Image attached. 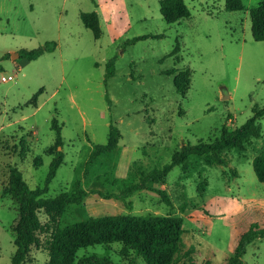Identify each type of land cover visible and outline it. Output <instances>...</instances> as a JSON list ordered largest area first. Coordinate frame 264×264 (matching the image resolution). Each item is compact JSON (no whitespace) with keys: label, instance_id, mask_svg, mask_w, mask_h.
I'll use <instances>...</instances> for the list:
<instances>
[{"label":"rangeland","instance_id":"obj_1","mask_svg":"<svg viewBox=\"0 0 264 264\" xmlns=\"http://www.w3.org/2000/svg\"><path fill=\"white\" fill-rule=\"evenodd\" d=\"M0 0V264H10L15 251L12 227L17 204L6 190L10 167L29 188L43 186L52 159L47 149L60 127L63 161L43 197L70 189L75 181L87 191L80 204L67 206L60 226L115 214L175 215L182 218L176 264H227L242 233L264 230V183L251 161L264 147L261 135L243 150L226 153V165H205L192 157L186 173L179 166L164 184H150L124 200L102 198L117 193L119 180H138L140 171L160 168L186 143L213 140L222 126L235 128L264 105V42L254 41L248 9L260 0H241L244 10L227 11L224 0H184L190 17L167 24L159 0ZM95 10L101 34L94 39L79 12ZM160 34L126 44L136 36ZM46 41L56 48L36 60H14L11 53ZM179 52L169 56L175 43ZM113 61V75L106 64ZM171 68L190 73L184 97L176 93ZM37 94L34 104H30ZM114 124L117 147L100 155L83 176L95 144L108 139ZM40 158L35 166L34 160ZM206 181L203 192L198 185ZM165 190L169 204L155 189ZM42 222L45 215L40 212ZM119 244L80 248L77 257L106 255L114 264H145L132 256L124 261ZM46 252L32 246L24 264H45ZM242 264H264V238L246 247Z\"/></svg>","mask_w":264,"mask_h":264},{"label":"trees","instance_id":"obj_2","mask_svg":"<svg viewBox=\"0 0 264 264\" xmlns=\"http://www.w3.org/2000/svg\"><path fill=\"white\" fill-rule=\"evenodd\" d=\"M97 7L95 0H90ZM224 9L227 11L244 10L241 0H224ZM159 12L167 24H172L180 19L190 17V11L184 0H159ZM250 19V32L254 41L264 42V0L248 9ZM79 19L82 25L91 31L94 39L101 34L99 17L95 10L80 12ZM160 34H148L133 37L126 44L146 38H160ZM56 48L55 41H46L36 48L20 49L19 57L28 61L36 60L45 53H51ZM179 52L176 42L169 56ZM9 58L5 53L0 57ZM0 71L2 66L0 64ZM173 74V86L180 96L184 97L190 85V73L185 70L171 68L165 71ZM113 75V61L106 64V77ZM37 94L33 95L30 104H34ZM264 117V105H254L252 114L238 127L227 128L222 126L218 135L211 141L202 139L195 144L186 143L175 150L170 161L160 168L149 171H140L138 180L127 183L119 180L120 189L117 193L102 194V198L113 197L124 200L133 193L148 189L150 184H164L168 172L174 166L181 168L182 174L186 173L192 157H201L205 165H226V153L236 149L243 150L250 140L260 137L261 129L258 120ZM52 127L57 131V137L52 146L47 149V154L52 156L48 165V172L43 186L29 188L21 172L16 167H10L6 190L17 204V219L12 227L14 233L15 251L10 264H24L28 261L32 246L43 249L47 254L45 264H114L106 255L87 254L77 257V251L94 245L108 246L112 243L119 244V256L129 262L130 258H140L145 264H176L175 253L182 233V218L175 215H129L115 214L99 217H88L84 220L60 226L58 218L69 205L80 204L87 196V191L82 189L75 181L69 190L61 191L53 197H43L47 185L54 177L57 168L63 161L61 150L60 127L52 119ZM121 134L114 124L109 125L108 139L104 144L92 146L88 159L85 162L83 176L88 167L102 155L113 151L118 144ZM40 164L36 157L34 165ZM252 169L256 179L264 183V147L257 153L252 161ZM206 181L198 185L199 192H203ZM161 200L169 204V196L165 190L155 189ZM42 212L46 220L42 222L39 213ZM264 238V230H256L251 226L242 233L233 249L227 264H242V257L246 247L255 239Z\"/></svg>","mask_w":264,"mask_h":264},{"label":"built area","instance_id":"obj_3","mask_svg":"<svg viewBox=\"0 0 264 264\" xmlns=\"http://www.w3.org/2000/svg\"><path fill=\"white\" fill-rule=\"evenodd\" d=\"M1 81H7V80H12L13 79V76H11V75H8V76H1Z\"/></svg>","mask_w":264,"mask_h":264},{"label":"water","instance_id":"obj_4","mask_svg":"<svg viewBox=\"0 0 264 264\" xmlns=\"http://www.w3.org/2000/svg\"><path fill=\"white\" fill-rule=\"evenodd\" d=\"M19 57V53L18 52H16V53H11L10 54V58L12 59V60H14V59H16V58H18Z\"/></svg>","mask_w":264,"mask_h":264},{"label":"crops","instance_id":"obj_5","mask_svg":"<svg viewBox=\"0 0 264 264\" xmlns=\"http://www.w3.org/2000/svg\"><path fill=\"white\" fill-rule=\"evenodd\" d=\"M80 13V12H79Z\"/></svg>","mask_w":264,"mask_h":264}]
</instances>
